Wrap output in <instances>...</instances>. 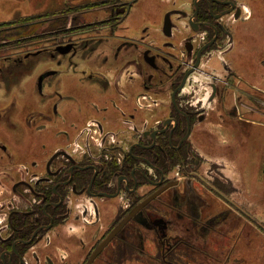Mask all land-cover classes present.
I'll use <instances>...</instances> for the list:
<instances>
[{"label": "flooded vegetation", "instance_id": "af4514ba", "mask_svg": "<svg viewBox=\"0 0 264 264\" xmlns=\"http://www.w3.org/2000/svg\"><path fill=\"white\" fill-rule=\"evenodd\" d=\"M253 1L94 0L78 5L69 21L47 19L61 21L46 34V45L55 44L35 52L65 65L84 61L77 55L89 45L92 52L103 45L111 57L103 64L94 54L84 67L92 70H81L79 83L92 89L89 102L73 103L78 120L52 109L53 117L29 109L17 123L0 120L46 135L24 162L0 140V165H9L0 171V191L11 196L0 205V264H190L207 249L194 238L207 245L208 235L235 230L237 166L218 155L247 161L243 180L251 182L254 144L248 156L236 145L251 139L253 116L264 107L257 101L264 86L256 84L264 45H255ZM87 15L93 19L84 21ZM132 22L136 37L128 35ZM3 70L5 82L10 72ZM45 73L43 81L60 76ZM121 80L137 90L133 97ZM43 81L35 92L49 102ZM54 95L59 107L64 94ZM147 243L154 257L144 261Z\"/></svg>", "mask_w": 264, "mask_h": 264}, {"label": "rangeland", "instance_id": "374dc122", "mask_svg": "<svg viewBox=\"0 0 264 264\" xmlns=\"http://www.w3.org/2000/svg\"><path fill=\"white\" fill-rule=\"evenodd\" d=\"M93 1L94 0H0V25H2L0 26V67L2 71H4L3 69H9V71H7L10 72V74L7 73L4 75L5 78L3 76L7 84L1 81L2 72H0V120L7 118L17 123V119L23 120L25 116L27 117L30 115L29 113H31V110L29 109H42L47 111L48 116L53 117L52 109L55 110V112H59L58 117L61 119H66V116L64 117L62 113L68 115L69 120L79 119L78 112L75 111L73 103L82 107L83 104L89 102L90 99H88V95L91 94L90 92L92 89L89 86H83L79 83V81H81L79 80L81 70H84L85 73L86 71L90 72L92 70L90 66L88 70L84 67L86 62L89 61V58L91 59L94 54L99 59H102L103 64H105L103 59L111 57L107 48L100 45L96 51L92 52L91 46L89 45L88 48L90 50L82 49L77 55L81 57V59L83 58L84 61L74 59L71 63L68 62V64L66 63L65 65L64 62L58 64L57 60H60L58 56L52 60L49 57V53L40 52L39 54L35 51L55 44L46 45V34L50 33V30L52 31L55 27H58L61 21L48 22L49 19L62 16L65 22L67 19L69 21L72 15H74L78 5ZM253 4H255L254 8L257 11L256 16H253V20L255 18L254 25L257 35L255 37V45L259 48L264 45V0H254ZM104 17L105 15L100 13L97 19ZM83 19L87 22L90 21V19L92 20L93 17L87 15L83 17ZM74 24H70V26L67 27L71 28ZM67 32L72 33L74 29H70ZM138 32L139 27L136 22H132L128 35L136 37ZM70 35L71 37L73 36L72 34ZM85 35L84 37L88 38V35ZM54 36L57 43V37L59 36ZM64 41L65 40L62 42ZM103 44H105L104 40ZM30 52L35 53H32V56H30ZM24 55L27 57L23 59L25 64L19 65L13 61L18 57L22 58ZM29 57L32 58L29 59ZM4 59L7 60L4 61ZM68 60L69 59H66L65 62ZM80 61L82 62L81 67L75 69L73 63L76 62L79 65ZM49 70H57L60 72V76H50L46 81H43L42 87L44 93L51 90L53 94L51 98L53 100L55 99V101H53L50 98L49 102H45L46 100L43 101L44 99H39L35 90L37 88L38 78ZM261 70L256 84L264 86V68ZM110 75H113L111 79L114 81L113 69H111L108 76ZM120 83L119 86H123V89L130 88L129 91H127L132 97L137 92L134 86L125 87L122 80ZM58 84L59 88H57ZM4 89L6 93H4ZM18 90L21 91L18 92ZM35 93L36 96L34 95ZM54 94H64V100H61V105L59 107L57 106L58 96ZM40 101L43 102L42 107L37 106V104H41ZM257 101L264 103V97L257 96ZM29 103L33 104L34 107ZM70 105H72L71 107L73 109H70ZM5 108L6 110H4ZM7 109L9 110L7 111ZM33 117H29L28 120L32 118L36 120V117ZM58 117L54 119L59 120ZM253 118L257 125L250 130L252 131L251 139L248 140L247 137H242L236 145L240 154L248 156L252 142L254 144L253 151L255 154L251 159V163H249L255 168V171L251 175V184L243 180L245 176L244 168L247 161L245 162L242 158H238V161L231 158L227 159V157L222 154L218 155V158L225 162H234L235 166H237L235 171L236 177L231 175V178L233 179V183H235L234 185H238L240 188V191H237L239 195H236V198L240 201L238 207L240 213L236 215L239 219L238 225H236L235 230L225 229L224 235H208L207 245L206 242H201L197 238H194L195 244L198 246L203 245L207 249L204 256L193 255V261H190V264H264V107H258ZM9 120L5 121L6 123L0 121V140L2 143L8 145L9 150L14 152L18 159L24 162L27 158L26 153L30 150L31 145L43 142V137L46 135L39 134L38 130L34 129L35 125H33L34 127L32 128L25 125L21 128V131L18 132L19 128L8 125L10 123ZM13 128L17 129V131H14ZM221 147L223 148V146ZM215 148H217V154L222 150V148L216 146ZM1 161L2 163L4 162L3 160ZM7 166H9L7 162L0 165V171H4ZM226 174L230 175L228 171ZM2 192L0 191V205L1 203L5 205V202L10 200L11 196L6 191ZM217 204L220 205V203ZM230 211L232 212V210ZM153 247L151 243L146 244L145 252L147 256L144 257V261L150 259V256L154 255ZM86 249L83 247L81 258ZM201 257H203L202 260ZM69 259L71 260L72 258ZM128 264H136V262L130 260ZM142 264L146 263L143 262Z\"/></svg>", "mask_w": 264, "mask_h": 264}, {"label": "water", "instance_id": "95a60500", "mask_svg": "<svg viewBox=\"0 0 264 264\" xmlns=\"http://www.w3.org/2000/svg\"><path fill=\"white\" fill-rule=\"evenodd\" d=\"M68 50H69V49H68ZM68 50H66V49H62V48H60V47H59V48H56V51H58V52H60V53H67ZM48 75H49L48 73H45V74L41 75V77L38 78V88H39V89L41 88V84H42L41 81H43V79L46 78ZM113 236H114V235H109V236L105 239V241H104V242L98 247V249L94 252V254H93L91 260H92L93 258L96 257V255L101 251L102 247L104 248V247L106 246V244H107V243L113 238Z\"/></svg>", "mask_w": 264, "mask_h": 264}, {"label": "trees", "instance_id": "16d2710c", "mask_svg": "<svg viewBox=\"0 0 264 264\" xmlns=\"http://www.w3.org/2000/svg\"><path fill=\"white\" fill-rule=\"evenodd\" d=\"M0 26H2V25H0Z\"/></svg>", "mask_w": 264, "mask_h": 264}]
</instances>
